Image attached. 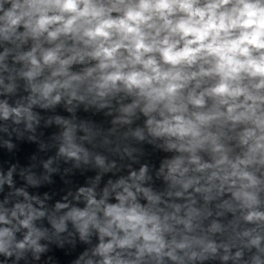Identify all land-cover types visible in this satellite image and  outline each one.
<instances>
[{"label": "clouds", "instance_id": "1", "mask_svg": "<svg viewBox=\"0 0 264 264\" xmlns=\"http://www.w3.org/2000/svg\"><path fill=\"white\" fill-rule=\"evenodd\" d=\"M0 264H264V0H0Z\"/></svg>", "mask_w": 264, "mask_h": 264}]
</instances>
